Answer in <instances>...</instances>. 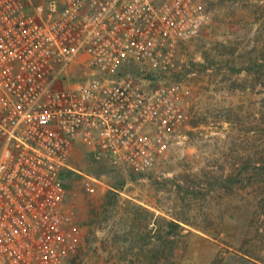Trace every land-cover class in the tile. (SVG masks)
I'll return each mask as SVG.
<instances>
[{
  "label": "built area",
  "instance_id": "2783aa9c",
  "mask_svg": "<svg viewBox=\"0 0 264 264\" xmlns=\"http://www.w3.org/2000/svg\"><path fill=\"white\" fill-rule=\"evenodd\" d=\"M206 19L204 0H0V264L68 263L77 145L142 172L177 142L180 50Z\"/></svg>",
  "mask_w": 264,
  "mask_h": 264
},
{
  "label": "rangeland",
  "instance_id": "374dc122",
  "mask_svg": "<svg viewBox=\"0 0 264 264\" xmlns=\"http://www.w3.org/2000/svg\"><path fill=\"white\" fill-rule=\"evenodd\" d=\"M204 7L180 50L177 142L142 172L73 150L67 264H264V0Z\"/></svg>",
  "mask_w": 264,
  "mask_h": 264
},
{
  "label": "trees",
  "instance_id": "16d2710c",
  "mask_svg": "<svg viewBox=\"0 0 264 264\" xmlns=\"http://www.w3.org/2000/svg\"><path fill=\"white\" fill-rule=\"evenodd\" d=\"M73 174L72 171H66L62 173V179L65 181L69 175ZM65 187H67V185L65 184Z\"/></svg>",
  "mask_w": 264,
  "mask_h": 264
}]
</instances>
